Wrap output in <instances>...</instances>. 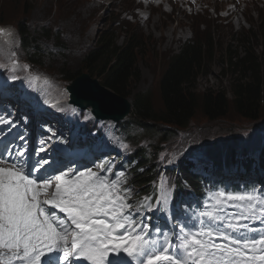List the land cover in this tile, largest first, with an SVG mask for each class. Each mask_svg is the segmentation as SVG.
I'll use <instances>...</instances> for the list:
<instances>
[{
	"label": "rangeland",
	"instance_id": "1",
	"mask_svg": "<svg viewBox=\"0 0 264 264\" xmlns=\"http://www.w3.org/2000/svg\"><path fill=\"white\" fill-rule=\"evenodd\" d=\"M93 2L103 5L104 8L98 9L86 3L79 9L71 0H0V28L10 29L12 32L11 36L6 38V42L11 43L9 54H6V49L0 45V62L9 65L12 70L24 77L38 76L44 83L46 79L48 81L45 83L46 89L49 94H53L52 97L62 103L61 110L70 108L63 104L68 102L66 88L71 85L59 75L61 68L65 66L69 71L85 73L82 58L94 47L97 39L111 35L120 45L131 31L143 38L144 45L137 63L140 79L132 86V97L136 94L147 96L153 110L158 111L160 109L158 82L169 56L175 53L184 41L190 38L199 41L207 37V27H210L216 30V34L212 35L216 55L209 66V73L197 79L196 92L202 93L207 89L221 90L226 92L230 99L228 54L229 52L237 54L238 42L235 39L239 34H243L245 39L249 38L247 33L258 36L264 25V0L253 1L243 8L232 10L228 8V13L220 12L219 5L203 2L200 8L205 12L197 17L190 16L189 12H186L187 8L180 5L145 8L144 11L148 15L145 22L139 19L133 10L135 0ZM130 15L134 19L125 22V18ZM124 16L126 17L123 18ZM22 25L29 28L31 39L36 37L38 40L34 46L43 52L38 57L39 64L29 65L26 52L19 45L21 39L18 29ZM42 27L57 32L60 35L59 39L56 40V37L45 39L39 32ZM259 44L260 41L253 40L251 48H254L255 53L260 51ZM54 46H58L61 52L53 50ZM13 52L16 54L15 57L11 55ZM13 59L17 64L12 63ZM25 65L28 66L27 69ZM127 101L131 103L130 100ZM261 107L260 115L254 121L242 119L231 108L224 117L215 120L207 119L200 110H197L191 122L185 127L148 122L143 125L147 130L143 131L122 130L124 124L128 125L127 122L132 121L130 115L118 123L97 122L89 109L83 111L81 115L95 121L93 124L100 123L105 127L114 128L113 135L115 132L121 133L122 137L126 138L127 149L131 154L143 146H148L149 151L152 147L156 149L154 163L157 164L158 171L167 170L162 179V183L167 185L168 179L187 178L188 175L193 176L195 173L207 177H222L219 172L222 165L213 168L209 163L213 154L221 155L223 158L228 156L229 152L237 151L250 156L264 149V101ZM128 135L131 137L127 138ZM233 173V170L223 172L232 175ZM260 173L255 171L254 174L248 172L244 175L258 178Z\"/></svg>",
	"mask_w": 264,
	"mask_h": 264
},
{
	"label": "snow or ice",
	"instance_id": "2",
	"mask_svg": "<svg viewBox=\"0 0 264 264\" xmlns=\"http://www.w3.org/2000/svg\"><path fill=\"white\" fill-rule=\"evenodd\" d=\"M0 123L10 121L0 117ZM27 152L26 146L0 152V165H9L0 166V264H51L43 259L46 251H62L57 264L61 259L64 264H264V234L248 236L255 230L239 222L264 220V193L227 195L241 202L236 222L204 211L207 227L193 232L184 223L170 236L160 225L134 218L127 195L132 189L122 187L124 173L109 180L90 168L65 171L52 168L47 159L33 162ZM222 197L223 192L217 204ZM167 204L164 193L155 205L140 208L161 211Z\"/></svg>",
	"mask_w": 264,
	"mask_h": 264
},
{
	"label": "trees",
	"instance_id": "3",
	"mask_svg": "<svg viewBox=\"0 0 264 264\" xmlns=\"http://www.w3.org/2000/svg\"><path fill=\"white\" fill-rule=\"evenodd\" d=\"M23 50L32 64H39L38 57L43 53L35 47L38 40L30 37L26 26L18 29ZM39 32L45 39L59 36L48 28H40ZM212 33L203 39L193 40L181 45L177 52L169 56L166 66L158 82L160 109L154 111L147 96L136 94L132 97V86L137 84L140 73L137 67L138 59L144 49L143 38L133 31L118 45L111 36H101L94 47L82 58V68L85 73L99 81L100 85L114 95L128 99L131 102L130 123L144 129L148 122L153 124L170 125L174 127L187 126L197 110L209 120L222 118L231 108L242 119L254 121L261 111L264 101V25L258 36L243 34L237 38V54L229 52L227 67L230 69V99L224 91L204 90L196 92V81L200 76H206L209 66L216 55L213 46ZM253 40L260 41V51L255 53L251 48ZM53 50L61 52L58 46ZM242 55V57H240ZM81 72L69 71L65 66L59 71L61 78L71 83ZM158 135V134H157ZM152 156L139 152L141 167L144 171L133 172L132 183L139 190H147L148 184L155 176V149ZM217 155V154H216ZM231 155H234L231 152ZM230 157V152L229 156Z\"/></svg>",
	"mask_w": 264,
	"mask_h": 264
},
{
	"label": "water",
	"instance_id": "4",
	"mask_svg": "<svg viewBox=\"0 0 264 264\" xmlns=\"http://www.w3.org/2000/svg\"><path fill=\"white\" fill-rule=\"evenodd\" d=\"M69 104L81 110L90 109L98 120L118 122L130 114L129 102L99 85L86 74L78 76L67 88Z\"/></svg>",
	"mask_w": 264,
	"mask_h": 264
},
{
	"label": "bare ground",
	"instance_id": "5",
	"mask_svg": "<svg viewBox=\"0 0 264 264\" xmlns=\"http://www.w3.org/2000/svg\"><path fill=\"white\" fill-rule=\"evenodd\" d=\"M71 3H75L76 6H77V8H79V9H80V7L82 8V6L84 4H86V3L92 4L94 7L98 8V9L104 8L103 5L93 2V0H71ZM27 29L29 30L28 27H27ZM2 30H4V34L0 35V45L3 47V49H6V54H9V50L8 49H10L11 43H10V41L9 42H6V38H9L11 36L12 32H11L10 29H2ZM34 82L36 83V86L38 87L39 91L41 93H43V94L39 93L40 95L46 97L47 99L49 97L53 96L52 93H50V94L48 93V91L46 89V86H45V83L43 81L38 80V79H35ZM52 101L54 102V100H52Z\"/></svg>",
	"mask_w": 264,
	"mask_h": 264
}]
</instances>
